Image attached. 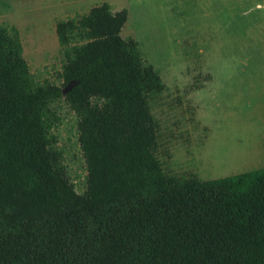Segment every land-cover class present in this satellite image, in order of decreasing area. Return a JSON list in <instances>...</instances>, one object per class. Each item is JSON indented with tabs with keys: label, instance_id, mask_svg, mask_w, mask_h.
I'll return each instance as SVG.
<instances>
[{
	"label": "trees",
	"instance_id": "trees-1",
	"mask_svg": "<svg viewBox=\"0 0 264 264\" xmlns=\"http://www.w3.org/2000/svg\"><path fill=\"white\" fill-rule=\"evenodd\" d=\"M109 2L58 20L64 87L34 86L19 30L0 25V264H264V167L165 172L150 97L165 84ZM79 117L87 189L50 138L49 105Z\"/></svg>",
	"mask_w": 264,
	"mask_h": 264
},
{
	"label": "rangeland",
	"instance_id": "rangeland-1",
	"mask_svg": "<svg viewBox=\"0 0 264 264\" xmlns=\"http://www.w3.org/2000/svg\"><path fill=\"white\" fill-rule=\"evenodd\" d=\"M103 2L128 9L121 35L165 84L150 97L165 172L214 179L264 167V0H0V25L19 30L34 86L64 88L56 23ZM49 108L52 145L84 193L79 117L64 99Z\"/></svg>",
	"mask_w": 264,
	"mask_h": 264
},
{
	"label": "water",
	"instance_id": "water-1",
	"mask_svg": "<svg viewBox=\"0 0 264 264\" xmlns=\"http://www.w3.org/2000/svg\"><path fill=\"white\" fill-rule=\"evenodd\" d=\"M70 88H71V86H69V87H64V88L62 89L63 95H65V94L70 90Z\"/></svg>",
	"mask_w": 264,
	"mask_h": 264
}]
</instances>
